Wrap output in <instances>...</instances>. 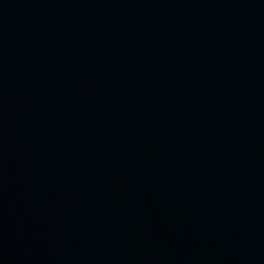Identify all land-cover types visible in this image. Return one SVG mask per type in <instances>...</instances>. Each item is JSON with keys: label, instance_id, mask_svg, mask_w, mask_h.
Returning <instances> with one entry per match:
<instances>
[{"label": "water", "instance_id": "water-1", "mask_svg": "<svg viewBox=\"0 0 264 264\" xmlns=\"http://www.w3.org/2000/svg\"><path fill=\"white\" fill-rule=\"evenodd\" d=\"M0 264H264V0H0Z\"/></svg>", "mask_w": 264, "mask_h": 264}]
</instances>
